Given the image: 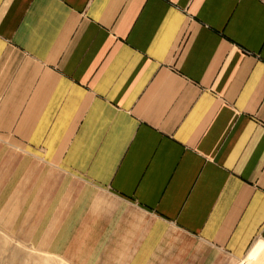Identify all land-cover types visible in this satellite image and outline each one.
Masks as SVG:
<instances>
[{"label":"crops","instance_id":"0c3cea01","mask_svg":"<svg viewBox=\"0 0 264 264\" xmlns=\"http://www.w3.org/2000/svg\"><path fill=\"white\" fill-rule=\"evenodd\" d=\"M0 229L70 264H264V0H0Z\"/></svg>","mask_w":264,"mask_h":264},{"label":"rangeland","instance_id":"374dc122","mask_svg":"<svg viewBox=\"0 0 264 264\" xmlns=\"http://www.w3.org/2000/svg\"><path fill=\"white\" fill-rule=\"evenodd\" d=\"M0 264H70L62 257L37 251L0 229Z\"/></svg>","mask_w":264,"mask_h":264}]
</instances>
